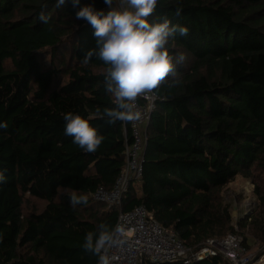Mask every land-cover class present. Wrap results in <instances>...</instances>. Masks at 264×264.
Wrapping results in <instances>:
<instances>
[{
    "label": "trees",
    "instance_id": "obj_1",
    "mask_svg": "<svg viewBox=\"0 0 264 264\" xmlns=\"http://www.w3.org/2000/svg\"><path fill=\"white\" fill-rule=\"evenodd\" d=\"M55 4L0 0V264H97L84 238L101 224L112 232L120 211L92 194L114 187L130 130L103 115L116 103L104 89L108 65L83 63L93 28L71 3ZM82 4L108 11L103 0ZM152 18L188 29L167 46L185 60L152 91L162 100L145 126L140 194L131 184L121 211L143 205L192 249L235 233L220 194L241 177L258 202L250 235L264 243V0H158ZM68 112L104 137L94 153L65 136ZM73 194L86 202L73 207Z\"/></svg>",
    "mask_w": 264,
    "mask_h": 264
},
{
    "label": "clouds",
    "instance_id": "obj_2",
    "mask_svg": "<svg viewBox=\"0 0 264 264\" xmlns=\"http://www.w3.org/2000/svg\"><path fill=\"white\" fill-rule=\"evenodd\" d=\"M68 3L75 10V19L84 20L93 28L95 47L86 52L83 63L97 58L108 65L104 89L115 96L116 103L104 110L107 123L138 121L142 114L137 109V98L175 75L177 65L185 60L183 54H170L167 46L177 34L187 36L188 29L172 24L167 18H152L158 0H124L125 6L121 9L112 7L113 0H103L108 11L97 9L93 4H82V0H56L55 6L60 8ZM180 12L177 9L176 15ZM38 19L44 24L49 22V16L43 11ZM63 120L65 136L72 137V142L85 152L94 153L102 144L104 137L86 117L68 112ZM0 128H6V124L0 122ZM5 179L4 170H0V183ZM86 199L73 194L70 204L75 207ZM113 243L114 233L101 224L97 233L86 234L83 248L98 256V264H112L111 258L102 253Z\"/></svg>",
    "mask_w": 264,
    "mask_h": 264
},
{
    "label": "built area",
    "instance_id": "obj_3",
    "mask_svg": "<svg viewBox=\"0 0 264 264\" xmlns=\"http://www.w3.org/2000/svg\"><path fill=\"white\" fill-rule=\"evenodd\" d=\"M124 6V0H113L114 9ZM160 100L162 99L153 92L137 98L136 105L142 114L141 118L138 121H123L130 130V142L126 144L124 151V167L111 191L98 188L92 194L94 201L103 203L107 208L120 210L112 231L114 243L102 254L108 255L112 264H189L195 260L215 257H220L229 264H251L254 259H258L256 264H264V251L258 257H252L244 244L243 236L238 233L227 234L221 239H207L191 249L173 231L160 226L143 205L128 212L121 211L122 199L129 186L141 178L146 142L145 126L156 102Z\"/></svg>",
    "mask_w": 264,
    "mask_h": 264
},
{
    "label": "rangeland",
    "instance_id": "obj_4",
    "mask_svg": "<svg viewBox=\"0 0 264 264\" xmlns=\"http://www.w3.org/2000/svg\"><path fill=\"white\" fill-rule=\"evenodd\" d=\"M220 195L224 207L230 214L233 232L246 237L248 252L252 254V257H258L264 251V243L256 241L249 232V223L252 220L253 213L258 208V202L254 195V185L250 180L236 177L223 187ZM238 222L243 223L244 227H238ZM256 260L258 259H254L252 263H255Z\"/></svg>",
    "mask_w": 264,
    "mask_h": 264
},
{
    "label": "crops",
    "instance_id": "obj_5",
    "mask_svg": "<svg viewBox=\"0 0 264 264\" xmlns=\"http://www.w3.org/2000/svg\"><path fill=\"white\" fill-rule=\"evenodd\" d=\"M133 187H134L135 192L138 193V195H139V194H140V190H139L140 187H139V184L134 183V184H133Z\"/></svg>",
    "mask_w": 264,
    "mask_h": 264
}]
</instances>
